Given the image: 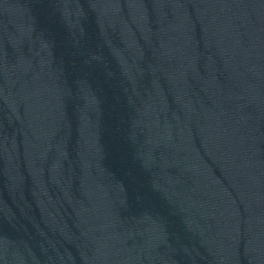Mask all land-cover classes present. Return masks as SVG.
Wrapping results in <instances>:
<instances>
[{"label": "water", "instance_id": "water-1", "mask_svg": "<svg viewBox=\"0 0 264 264\" xmlns=\"http://www.w3.org/2000/svg\"><path fill=\"white\" fill-rule=\"evenodd\" d=\"M0 264H264V0H0Z\"/></svg>", "mask_w": 264, "mask_h": 264}]
</instances>
